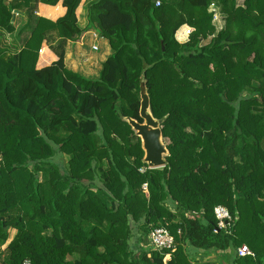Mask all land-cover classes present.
<instances>
[{
	"label": "trees",
	"instance_id": "1",
	"mask_svg": "<svg viewBox=\"0 0 264 264\" xmlns=\"http://www.w3.org/2000/svg\"><path fill=\"white\" fill-rule=\"evenodd\" d=\"M39 1L59 0H0V245L17 230L0 264H218L196 259L213 249L264 264V0H92L90 25L114 50L97 78L64 50L37 67L47 33L83 32L82 0H63L57 20L34 14ZM211 3L225 14L217 34ZM26 8L31 34L12 49L4 36ZM183 24L194 30L180 42ZM143 76L169 141L163 167L126 120L143 121ZM134 226L165 227L175 245L138 256Z\"/></svg>",
	"mask_w": 264,
	"mask_h": 264
},
{
	"label": "crops",
	"instance_id": "2",
	"mask_svg": "<svg viewBox=\"0 0 264 264\" xmlns=\"http://www.w3.org/2000/svg\"><path fill=\"white\" fill-rule=\"evenodd\" d=\"M90 1L92 0H82L76 10L77 24L83 30L78 38L63 39L57 30L47 33L40 50L37 62L38 68L50 65L58 60L60 53L64 50V61L69 69L85 77H99L104 62L112 55L114 50L109 39L103 35L99 27L90 25L88 16ZM19 10L15 12V18H13L16 25L15 31L4 36L5 43L9 44L12 49L17 46L22 47L31 34L30 26L26 25L29 19L27 8ZM66 10L63 0H59L56 4L39 1L36 3L34 14L57 20L66 13ZM186 26L189 27L190 25L183 24L180 27L181 29L184 28L180 34L183 39H178L180 42H185L189 39V35L185 36Z\"/></svg>",
	"mask_w": 264,
	"mask_h": 264
},
{
	"label": "water",
	"instance_id": "3",
	"mask_svg": "<svg viewBox=\"0 0 264 264\" xmlns=\"http://www.w3.org/2000/svg\"><path fill=\"white\" fill-rule=\"evenodd\" d=\"M17 11L20 10L14 9L13 18H15V12ZM140 97V116L143 121H139L132 117H126V120L130 123L132 128L136 131V134L140 136L142 140V146L145 150L144 161L152 168L163 167L167 164L165 155H168L169 153L167 145L163 142V119L154 117L151 112L150 96L144 76L141 80Z\"/></svg>",
	"mask_w": 264,
	"mask_h": 264
},
{
	"label": "rangeland",
	"instance_id": "4",
	"mask_svg": "<svg viewBox=\"0 0 264 264\" xmlns=\"http://www.w3.org/2000/svg\"><path fill=\"white\" fill-rule=\"evenodd\" d=\"M237 3H238V5H243L244 0H237ZM209 11L213 12V14H214L213 22H214L215 27H216L214 34H217L219 30H221L222 28L225 27V24H226L225 14L221 12V10L219 8V4H217V3H211L209 5ZM188 28L190 30V33H189V35H190L191 32L194 30V28L192 26H189ZM214 34H210V36H208L207 38L202 39L201 44L209 42L211 40V38L214 36ZM163 142L167 145L169 141L166 138H163ZM166 156L167 155H165V157ZM55 159L57 161H59L60 157H56ZM9 230H10L9 238L0 245V251H2L7 246V244L13 239V237L17 233V230L15 228H10ZM130 246L134 250L136 255L140 254L144 250L142 248H151V247L156 248L153 245V240L151 239V232H149V233L144 232V230L138 228L137 226L133 227L132 238L130 239ZM196 259H198V260H206V259L214 260L218 264H220V263L221 264L222 263L229 264L231 261V258L229 255H222L220 250H215V249H213L209 253L197 254Z\"/></svg>",
	"mask_w": 264,
	"mask_h": 264
},
{
	"label": "built area",
	"instance_id": "5",
	"mask_svg": "<svg viewBox=\"0 0 264 264\" xmlns=\"http://www.w3.org/2000/svg\"><path fill=\"white\" fill-rule=\"evenodd\" d=\"M156 4L159 5L160 1H157ZM214 211L216 217L219 220L218 222L219 228H228V226L230 225V221L232 220V216L228 208L225 207L224 205H217ZM151 239L153 240V245L156 246L157 248H171L175 245L174 236L165 227H157L153 229L151 232ZM239 252L242 255L252 253L251 250L246 245L240 247ZM25 264H29V263L26 262Z\"/></svg>",
	"mask_w": 264,
	"mask_h": 264
}]
</instances>
